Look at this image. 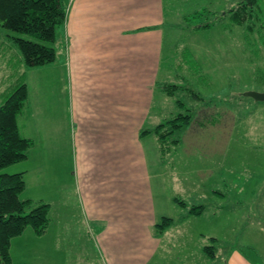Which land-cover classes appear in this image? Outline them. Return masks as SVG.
Instances as JSON below:
<instances>
[{"label": "crops", "instance_id": "obj_1", "mask_svg": "<svg viewBox=\"0 0 264 264\" xmlns=\"http://www.w3.org/2000/svg\"><path fill=\"white\" fill-rule=\"evenodd\" d=\"M60 2L66 19L56 36V59L50 65L30 69L44 71V79L38 78V82L47 87L48 103L39 108L40 101L32 99L33 113L18 119L22 137L30 135L26 126L31 120L34 149H47V159L49 149L50 164L64 173L58 183L68 182L59 186V192L55 187L49 190L53 195L48 203L43 198L32 199L49 205L48 233L53 244L60 237L70 239L78 226L94 237L103 264H264V244H258L262 249L256 250L251 243H222L216 233L219 211L203 203L200 215L186 216L188 208L196 204L189 185L195 189L203 174L202 169L197 170L199 174L185 172L186 164H197L186 157L185 149L200 151L196 140L207 131L206 126L191 129L187 143L180 137L167 160L161 158L154 134L140 136L165 122L166 115L159 112L166 103L159 85L170 84L168 74H160L165 67V31L174 33L185 16L174 15L169 0ZM30 70H24L23 75ZM61 90L63 109L54 101ZM173 108L180 106L175 103ZM203 146L202 150H208L210 172L214 156L211 158L210 144ZM175 154L180 160L173 159ZM44 167L38 163L35 169L41 178ZM166 176L168 193L162 184ZM42 185H35L37 191H44ZM215 185L216 181L213 189L210 186V198L224 199L226 195L221 196ZM56 193L61 198L54 204ZM203 195V199H210L207 192ZM69 199L78 201V216L68 207ZM258 204L256 211L260 206L258 213L264 219V207ZM164 217L173 223L155 236L153 227ZM54 228L58 235L52 233ZM260 230L264 235V228Z\"/></svg>", "mask_w": 264, "mask_h": 264}, {"label": "rangeland", "instance_id": "obj_2", "mask_svg": "<svg viewBox=\"0 0 264 264\" xmlns=\"http://www.w3.org/2000/svg\"><path fill=\"white\" fill-rule=\"evenodd\" d=\"M169 1L170 11L174 15L184 17L202 12L214 14L198 17L190 22L189 27H193L214 23L216 16L235 7L242 0ZM183 28L184 26L176 28L174 33L165 31L162 53V63L165 67L163 66L164 70L160 74H168L170 85H179L182 89L173 91V96L164 95L166 103L161 105L159 111L163 116L166 115L162 121L191 110L192 121L180 134L181 137L184 136L186 143L188 136L192 135L191 129L197 128L200 124L206 126L207 131L196 140L200 151L194 153L189 151L188 147L185 149L186 157L194 159L197 163L195 166L186 164L185 172L191 170L190 174H199L197 170L202 169L203 174L202 181L194 184L195 189L192 184L189 185L190 194L195 199L192 202L196 203L195 206L204 203L209 205L211 210L219 211L216 233L223 244L251 243L254 245L253 249L261 250L258 244H264V235L260 232V228H264V219L262 214L258 213L260 206L257 211L256 208L258 203L264 207V101H256L249 94L264 93V51L259 46L258 55L246 53L242 34L238 29L221 33L220 26L213 27L210 32L204 30L194 32L190 28ZM9 35L13 34L0 29V70L5 71L0 72V94L14 85L15 80L23 78L27 85L28 98L18 115V119L22 120V116L26 114L30 116L33 113L32 99L40 101L39 108L47 105V87L41 81L44 79V71L36 73L30 70V73L28 71L23 75L21 56L12 45ZM173 55L177 58L175 62ZM38 78L41 79L39 82ZM59 84H62V81H59ZM37 85L40 90H37ZM157 90L156 101L159 102L160 93ZM192 93L197 94L200 100L193 97ZM2 97L0 95V103L3 102ZM54 101L57 108L63 109L64 91L61 90ZM177 101L183 104L180 109L173 108ZM59 114L62 115L60 112ZM210 121H214L213 124ZM210 127H215V130ZM32 129L33 125L29 120L26 130L30 135ZM24 131L25 128L21 133L24 134ZM30 135L24 134V137L26 139L30 137L31 141L27 159L2 169L0 173H22L26 188L21 198L31 200L43 198V201L48 203L49 196L53 195L49 190L55 187L56 192H59V186L68 182L58 183L64 177V173L58 166L50 164L49 149L48 159L47 149H34ZM202 144H210L211 158L214 156L211 159L210 172L207 163L208 150H202L204 148ZM182 151H179L181 156ZM170 156L166 160L170 159ZM172 156L174 160H180L178 154ZM38 163L45 165L43 178L35 171ZM162 181L168 193L169 178L166 176ZM215 181L216 191L222 193L223 197L226 195L224 199L210 198L212 195L209 191L210 186L213 189ZM36 184H43L44 191H37ZM162 192L158 188L157 193ZM206 192L209 200L203 199ZM198 194L202 196L197 198ZM60 198L56 193L53 203L56 204L55 199ZM68 207L75 211V216L79 215L76 199H69ZM250 211L254 215H250ZM74 227L70 239L68 236L64 239L60 237L55 244L50 239L48 230L43 236L37 237L30 228H27L20 237L11 242L12 264H103L94 237L80 227ZM52 233L58 235L59 230L54 228Z\"/></svg>", "mask_w": 264, "mask_h": 264}, {"label": "trees", "instance_id": "obj_3", "mask_svg": "<svg viewBox=\"0 0 264 264\" xmlns=\"http://www.w3.org/2000/svg\"><path fill=\"white\" fill-rule=\"evenodd\" d=\"M205 15L214 14L202 12L185 16L179 27L184 26L192 31L216 26H220L225 32L238 29L242 34L246 53L258 55L259 46L264 51V0H242L235 7L216 16L214 23L189 27L190 22ZM65 19L66 9L60 0H0V29L13 34L9 38L21 56L20 65L24 70L44 67L55 61L56 36L63 29ZM0 72L5 71L1 69ZM15 81L14 85L0 94L3 96V102L0 103V171L25 161L31 146V141L20 135L18 127V115L26 105L28 90L23 78ZM159 86L161 92L167 96H173V91L182 89L175 84ZM192 95L200 100L197 94ZM176 103L180 108L183 105L178 101ZM191 113V110L179 113L151 131H142L140 136L154 134L160 156L166 159L179 144L180 134L190 125ZM24 191L22 173H0V264H12L11 242L20 237L27 228L35 236L41 237L47 233L50 225L49 205L22 199ZM174 202L186 207L178 198H174ZM202 211V205L192 206L188 208L186 216H198ZM172 223L171 218H162L153 227L154 235H161Z\"/></svg>", "mask_w": 264, "mask_h": 264}, {"label": "water", "instance_id": "obj_4", "mask_svg": "<svg viewBox=\"0 0 264 264\" xmlns=\"http://www.w3.org/2000/svg\"><path fill=\"white\" fill-rule=\"evenodd\" d=\"M249 95L256 101H264V93L263 94L254 93V94H249Z\"/></svg>", "mask_w": 264, "mask_h": 264}]
</instances>
